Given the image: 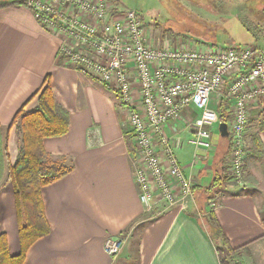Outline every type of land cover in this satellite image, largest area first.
Instances as JSON below:
<instances>
[{
    "label": "crops",
    "instance_id": "crops-1",
    "mask_svg": "<svg viewBox=\"0 0 264 264\" xmlns=\"http://www.w3.org/2000/svg\"><path fill=\"white\" fill-rule=\"evenodd\" d=\"M237 3L238 9L231 3V11L221 0H205V18L219 17V27L213 30L214 25L206 22L211 28L201 35L207 46L181 47L207 49L220 40L225 46L264 48V7L259 2L257 10L252 11L245 0ZM216 10L219 13L214 16ZM63 42V36L42 27L25 4L0 10V124L10 125L24 103L44 87L47 75L56 101L70 113L68 132L44 139V148L53 156L72 157L74 169L42 188L51 230L30 247L25 264H220L217 243L202 219L210 212L233 248L264 239V157L259 160L251 147V140L257 137L264 151V97L249 108L246 180L243 184L233 180L227 183L214 199V208L209 206L210 199L203 202L198 193L213 179L222 141L213 138L215 148L210 152L189 143L197 115L191 108L164 128L178 160L193 180L194 202L203 212L195 215L193 205L188 210L171 207L151 218L140 202L133 175L130 108L110 87L80 74L59 57ZM149 42L154 46L171 45L161 38L156 41L149 37ZM138 90L135 85L136 98ZM220 104L219 109H227L230 119L227 104ZM37 105L36 96L25 109L34 110ZM12 131L9 160L0 166L3 171L18 154L17 137ZM1 233L7 235L10 253L18 254L21 248L15 197L7 175L0 181ZM122 234H129L130 240L122 254L113 258L106 253L105 243ZM134 236H138L137 245Z\"/></svg>",
    "mask_w": 264,
    "mask_h": 264
},
{
    "label": "built area",
    "instance_id": "built-area-1",
    "mask_svg": "<svg viewBox=\"0 0 264 264\" xmlns=\"http://www.w3.org/2000/svg\"><path fill=\"white\" fill-rule=\"evenodd\" d=\"M24 3L42 27L63 36L59 57L80 74L110 87L130 108L133 175L140 202L151 218L171 207L187 210L194 205L193 180L164 131L190 108L197 115L189 143L197 149L214 150V128L228 124L229 174L236 183H244L249 108L264 97V48L154 46L142 16L133 9L114 12L109 0ZM215 97L218 103L227 104L228 121L221 120L212 107ZM208 203L215 207V200ZM129 237L109 238L106 253L113 258L120 255Z\"/></svg>",
    "mask_w": 264,
    "mask_h": 264
},
{
    "label": "trees",
    "instance_id": "trees-1",
    "mask_svg": "<svg viewBox=\"0 0 264 264\" xmlns=\"http://www.w3.org/2000/svg\"><path fill=\"white\" fill-rule=\"evenodd\" d=\"M24 4V0H0V10ZM36 96L37 107L27 111L25 109L27 104ZM218 111L220 119L228 121L225 109ZM69 124L70 113L56 101L50 84V75H47L44 87L34 93L17 111L10 125L3 129L0 124L1 158L9 159L8 138L12 128L17 126L20 132L19 152L15 163L9 164L8 179L14 191L21 248L18 254H11L7 235L1 233L0 264H25L28 250L34 242L50 233L51 228L45 214L42 188L70 173L74 169V160L72 157L53 156L47 153L44 148V139L66 134ZM221 141L224 148H219V152L217 151L218 167L210 184L201 189L207 200L216 199L224 186L233 180L226 164L230 152L229 136ZM251 147L258 159H263L264 151H262L259 138L254 137L251 140ZM209 216L215 223L217 233L215 234L219 239L216 251L220 264H234L235 260L241 257L240 250L245 249L247 245L233 248L228 238L222 234L213 212H210Z\"/></svg>",
    "mask_w": 264,
    "mask_h": 264
},
{
    "label": "rangeland",
    "instance_id": "rangeland-1",
    "mask_svg": "<svg viewBox=\"0 0 264 264\" xmlns=\"http://www.w3.org/2000/svg\"><path fill=\"white\" fill-rule=\"evenodd\" d=\"M109 1L111 8L114 12L119 13L120 11L126 9L136 10L143 18L148 39L150 37L157 41L159 38H161L162 40L169 41L171 43V45L169 46H173V47H181L183 45H188V44L190 45V47H192L191 44H195L193 46L195 48L199 47L200 45L207 46L204 42H202V40L205 41V39L201 35L202 34L201 32H203V30H207L209 27L211 28V25H209L207 28L206 22L212 23L214 25L213 30L215 27L218 28L220 25V21L217 20L219 17H217L216 20H207L205 18L206 16V13L204 11L205 0H109ZM229 1L230 3L226 2L225 0H221L223 6L225 5L227 6V10L233 11L230 8L231 3L232 6L237 5L236 8L238 9L237 2L241 0H229ZM245 1L248 7L252 11L257 10L259 2H261V7H264V0H245ZM238 11L240 12V10ZM213 13L214 16H216L218 15L219 12H217L216 10ZM211 31L212 30H210V34ZM213 35H216L215 31H213ZM218 35H220V33ZM179 41H181L182 43H180ZM216 46H225V45L223 42L218 40ZM211 104L214 109L220 110L219 109L220 103H218L216 97L212 100ZM226 110L227 109H225V111ZM262 122L264 123V120H262ZM4 128L5 127H3V129ZM3 132H5V130ZM12 133L16 134L17 143H18V152H19L20 132L18 131L17 126L13 127ZM213 138H217L218 140L223 139L221 137L220 129L217 126L213 130ZM219 147L221 148L220 145ZM1 149L2 148L0 147V150ZM8 160L5 157L4 158L0 157V166L7 165L6 162ZM9 164L10 162L8 163L7 170L5 169V171L1 170L0 167V181L2 180V178L5 177V175H7L8 178ZM226 164L228 166V173H229L230 160H228ZM246 175H247V168H246ZM198 195H200V199H202L203 202L207 201V197L202 192H199ZM195 204L198 206L199 203L197 204L196 201L194 202L193 206H195V209L193 210V213L195 215L199 214L198 212L202 213L203 211L200 209V207L199 206L197 207L200 209L199 211L196 208ZM202 219L206 220V224H205L206 229L210 230L214 241L216 243H219V239L218 237H216L217 233L215 232V223L210 219L209 214L208 217L202 216ZM129 240L130 237L126 242L125 247L127 246ZM133 243L135 245L138 244V236H134ZM239 254L241 255V257L240 259L235 260L234 264H264V239H262L260 242H256V244L254 245L252 244L246 246L245 249L240 250ZM120 255H118L115 258H118Z\"/></svg>",
    "mask_w": 264,
    "mask_h": 264
},
{
    "label": "water",
    "instance_id": "water-1",
    "mask_svg": "<svg viewBox=\"0 0 264 264\" xmlns=\"http://www.w3.org/2000/svg\"><path fill=\"white\" fill-rule=\"evenodd\" d=\"M220 133H221V137L225 138L229 136V131H228V124L226 122H222L220 124Z\"/></svg>",
    "mask_w": 264,
    "mask_h": 264
}]
</instances>
